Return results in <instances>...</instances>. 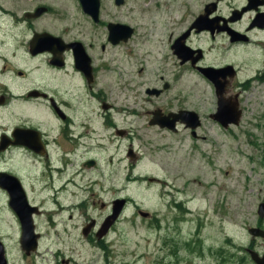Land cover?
Segmentation results:
<instances>
[{
	"label": "rangeland",
	"instance_id": "obj_1",
	"mask_svg": "<svg viewBox=\"0 0 264 264\" xmlns=\"http://www.w3.org/2000/svg\"><path fill=\"white\" fill-rule=\"evenodd\" d=\"M108 1L101 0L103 18L105 12H116ZM154 1L125 0L117 9L129 12L127 22L135 33L128 46L114 48L118 50L117 58L123 57L117 67L122 69L119 73L124 88L115 89L112 96L106 88L103 91L105 101L113 104L109 118L127 133L117 136L111 129L106 130L93 100V153H79L81 163L93 156V206L89 203L91 169L82 167L79 197L85 201L75 209L70 207L72 196L48 203L50 220L45 213L41 217L36 251L21 262L17 260V264H252L249 259L236 261L243 255L239 246L244 244V216L253 212L256 200L264 195V41L253 38L252 42L232 45L226 39L220 40L218 47L205 55L203 62L213 67L229 65L235 70L223 97L232 102L235 99L236 109L240 110L237 124H213L206 116L216 106L213 87L195 70L177 67L165 51L171 19L187 12L185 21L180 19L175 24V29H182L206 0H157L161 6ZM97 28L93 37L99 43L103 28ZM135 39H140L135 41L136 48L132 45ZM212 44L216 41L205 40L204 47ZM125 51L130 52V59ZM158 51L163 54H155ZM138 67H144V85L158 73L177 76L171 101L201 114L200 129L206 135L193 140V145L205 148L204 160H199L198 153L188 157L192 140L186 134L169 136L149 125L145 117L129 111L135 105L123 100L125 72ZM114 76L105 78L107 87L116 84L118 74ZM163 101L161 98L158 104ZM142 104L149 108L155 105ZM194 156L197 159L193 161ZM198 165L203 171L197 180L191 169ZM161 176L167 180L164 185L149 181L150 177ZM114 199H123L124 206L106 235L82 236L79 225L84 219L93 216L101 223L111 213ZM69 213L71 218L67 217Z\"/></svg>",
	"mask_w": 264,
	"mask_h": 264
},
{
	"label": "flooded vegetation",
	"instance_id": "obj_2",
	"mask_svg": "<svg viewBox=\"0 0 264 264\" xmlns=\"http://www.w3.org/2000/svg\"><path fill=\"white\" fill-rule=\"evenodd\" d=\"M107 3L115 7L116 16L111 12H105L108 16L104 18L100 16L102 3L99 0L97 19L93 20L83 9L81 0H0V264H17V260L21 262L33 255L41 238V217L45 213L50 220L48 203L72 196L71 209L82 205L85 201L79 197L82 167L91 169L89 203L93 206V156L82 163L79 161L82 151L93 153V100L106 130L111 129L117 136L127 133L109 118L113 104L105 101L103 89L112 96L115 89L124 88L119 73L122 69L117 67L123 57L118 59V50L114 48L128 46L135 29L127 22L128 11L118 12L119 5L114 0ZM153 4L162 5L157 0ZM187 15L183 11L175 20L171 19L172 25L165 35V51L168 50L177 67L195 70L207 79V84L214 89L216 105L217 97L224 98L227 87L231 86L235 70L229 68L228 73L216 75L224 84L218 96L213 82L199 68L211 66L203 60L211 48L218 47L220 40L226 39L232 45L248 43L253 38L264 41V0H206L182 29H175L177 21H185ZM119 25L132 31L126 36ZM98 26L103 28L99 43L93 37V30ZM181 36V45L187 47L184 48L186 54L181 55L184 59L174 48ZM137 40L140 39L132 42L135 48ZM205 40L216 41V44L204 47ZM125 55L130 59L129 51H125ZM136 55L133 57L137 60ZM144 64L147 66L142 62ZM143 68L125 72L127 88L123 100L135 105L130 106L129 111L137 117H145L149 125L169 136L178 132L186 134L192 140L188 139V157L190 153H198L199 160H204L205 148L193 145V140L206 135L200 129L203 126L201 114L171 101L177 76L169 73L164 77L158 73L144 85ZM112 74H118V78L114 76L116 84L111 88L107 87L105 78ZM161 98L164 101L159 105ZM142 103L155 105L149 108ZM215 110L216 106L206 116L213 124L220 125L211 117ZM188 111L194 113V118H188ZM151 120L156 121L151 124ZM196 159L194 156L193 161ZM200 166L191 169L197 180L202 177ZM149 181L162 185L167 182L162 176L150 177ZM247 216L248 212L243 220L244 244L239 246L243 255L236 262L249 259L256 264L250 255L264 256V195L256 200L253 212ZM67 217L71 218V214ZM94 223L93 227V216H87L79 225L80 230L92 225L87 238L93 237V229L100 224Z\"/></svg>",
	"mask_w": 264,
	"mask_h": 264
},
{
	"label": "water",
	"instance_id": "obj_3",
	"mask_svg": "<svg viewBox=\"0 0 264 264\" xmlns=\"http://www.w3.org/2000/svg\"><path fill=\"white\" fill-rule=\"evenodd\" d=\"M116 5H119L123 2V0H114ZM82 2V7L83 9L89 13L90 15L93 16V20L97 19V12H98V6H99V0H93V3H90L89 0H81ZM114 26V25H109V27ZM124 31L125 34L124 35H128V33L131 32V28L127 27V26H121L119 25ZM125 36V37H126ZM183 36H181V38L178 40L177 44L174 45V48L177 52V54L181 57V59L183 56H181L182 54H186V51L184 50V48H187L185 45H181L180 40L182 39ZM124 38V37H123ZM185 51V52H184ZM184 52V53H183ZM229 68H231V66L227 65L226 67H222V68H214V67H200L199 71L209 80H211L213 82V85L215 87V93L216 95H221V93L223 92V87L224 84L219 82L216 79V75L219 72H224V71H229ZM236 101H233V103H230L227 99L225 98H221V97H217V101H216V110L215 112L211 115V117L215 120L218 121V123L223 126L226 127L227 124L233 123L236 124L240 115L239 110H237L236 108ZM188 114V118L192 119L194 118V113L192 111H188L186 112ZM156 121V120H155ZM155 121L151 120L149 123L154 124ZM90 164V163H89ZM88 164V165H89ZM123 199H114L112 202V209H111V213L109 215H107V217L103 220V222L101 223L99 229L97 230V232L95 233L96 237H100L101 235H103L108 227L111 225V223L114 221V219L117 217V214L120 212V209L122 207L123 203ZM139 214L144 215L146 213L139 211ZM90 225H87V228L82 230V233L85 235L86 231H88ZM28 240V237L25 238V242ZM30 248H34V240L32 243V246ZM251 259L256 263V264H264V256L263 257H259L258 255H250Z\"/></svg>",
	"mask_w": 264,
	"mask_h": 264
},
{
	"label": "trees",
	"instance_id": "obj_4",
	"mask_svg": "<svg viewBox=\"0 0 264 264\" xmlns=\"http://www.w3.org/2000/svg\"><path fill=\"white\" fill-rule=\"evenodd\" d=\"M198 244H199V240H196V245L198 246Z\"/></svg>",
	"mask_w": 264,
	"mask_h": 264
},
{
	"label": "bare ground",
	"instance_id": "obj_5",
	"mask_svg": "<svg viewBox=\"0 0 264 264\" xmlns=\"http://www.w3.org/2000/svg\"><path fill=\"white\" fill-rule=\"evenodd\" d=\"M232 156V155H231ZM221 160V159H220ZM201 167V166H200ZM233 167V166H232ZM212 178V177H211ZM213 182V181H212ZM197 201V200H196Z\"/></svg>",
	"mask_w": 264,
	"mask_h": 264
}]
</instances>
